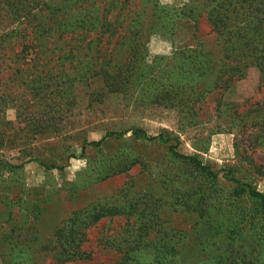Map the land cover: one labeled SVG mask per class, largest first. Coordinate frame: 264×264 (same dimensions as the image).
<instances>
[{
    "label": "rangeland",
    "instance_id": "obj_1",
    "mask_svg": "<svg viewBox=\"0 0 264 264\" xmlns=\"http://www.w3.org/2000/svg\"><path fill=\"white\" fill-rule=\"evenodd\" d=\"M207 10L0 0V264H264V216L235 190L264 195V77L221 85ZM97 203L146 208L166 255L107 246L132 222L122 215L85 231L88 259L65 261L70 218Z\"/></svg>",
    "mask_w": 264,
    "mask_h": 264
},
{
    "label": "trees",
    "instance_id": "obj_2",
    "mask_svg": "<svg viewBox=\"0 0 264 264\" xmlns=\"http://www.w3.org/2000/svg\"><path fill=\"white\" fill-rule=\"evenodd\" d=\"M207 22L211 33L220 46L222 60L219 72L221 85L228 88L234 80H241L246 77L248 70L258 72L259 79L264 77V0H206ZM208 64V63H207ZM134 138H144L149 141L158 140L164 144L168 141L163 135L153 138H146L141 130H131ZM256 147L264 146V137L256 136ZM100 143H91L89 146L98 147ZM174 157L188 160L193 166L208 174L209 178L217 176L201 165L194 157H183L169 148ZM235 190L252 201L254 208L251 213L254 216H264V195L256 192L249 185H242L236 182ZM132 218V222L121 233L109 236L105 244L122 252L125 255L132 254L138 249L152 247L161 243V235L157 227V221L146 215V208H139L137 204H130L128 208H121L115 205L97 203L88 209L78 211L72 215L69 224L63 231V248L67 260L88 259L80 251L85 231L105 219H112L121 216ZM234 230H224L223 237L227 241L232 240ZM157 254L166 252L160 246H154Z\"/></svg>",
    "mask_w": 264,
    "mask_h": 264
}]
</instances>
